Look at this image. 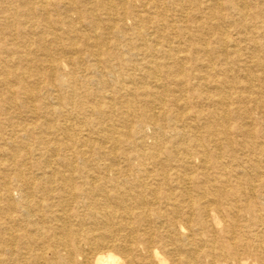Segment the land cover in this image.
<instances>
[{
  "label": "bare ground",
  "instance_id": "bare-ground-1",
  "mask_svg": "<svg viewBox=\"0 0 264 264\" xmlns=\"http://www.w3.org/2000/svg\"><path fill=\"white\" fill-rule=\"evenodd\" d=\"M0 264H264V0H0Z\"/></svg>",
  "mask_w": 264,
  "mask_h": 264
},
{
  "label": "rangeland",
  "instance_id": "rangeland-1",
  "mask_svg": "<svg viewBox=\"0 0 264 264\" xmlns=\"http://www.w3.org/2000/svg\"><path fill=\"white\" fill-rule=\"evenodd\" d=\"M44 93V92H43ZM151 132V131H150ZM153 140L150 138V142H152ZM15 196L18 197L19 196V192L17 190L14 191ZM18 213V212H17Z\"/></svg>",
  "mask_w": 264,
  "mask_h": 264
}]
</instances>
